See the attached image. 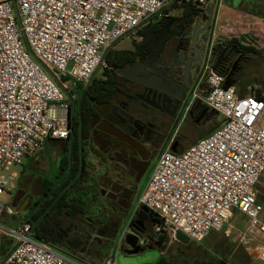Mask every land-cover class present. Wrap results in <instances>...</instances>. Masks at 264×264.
<instances>
[{"label":"built area","instance_id":"built-area-1","mask_svg":"<svg viewBox=\"0 0 264 264\" xmlns=\"http://www.w3.org/2000/svg\"><path fill=\"white\" fill-rule=\"evenodd\" d=\"M184 1L211 6L206 0H0V197L14 185L16 173L7 174L10 166L21 164L48 139L68 137L71 82L88 85L105 67L110 49L125 39L137 42L148 24ZM211 1L216 22L222 0ZM203 81V91L191 101L220 114L222 121L181 152L166 145L118 244L141 205L159 220L150 234L174 238L179 230L193 243L223 230L238 213L246 219L238 240L257 244L264 264V202L256 189L264 172V91L250 87L241 94L234 80L212 69L209 61ZM227 81L231 84L225 87ZM2 211L15 212L0 200ZM2 238L12 243L4 264H88L37 239L26 220L14 227L0 222V243ZM115 257L106 256L102 264H115Z\"/></svg>","mask_w":264,"mask_h":264},{"label":"flooded vegetation","instance_id":"flooded-vegetation-1","mask_svg":"<svg viewBox=\"0 0 264 264\" xmlns=\"http://www.w3.org/2000/svg\"><path fill=\"white\" fill-rule=\"evenodd\" d=\"M204 9L206 11V8ZM214 17L179 9L177 12L172 11L171 14L157 18L153 20L150 29L141 33L138 45L130 49L128 55L119 56L117 63L110 68L114 85L117 87L110 114H118L117 124L100 128L102 131L93 132L90 139L103 157V160L98 157V161L94 162L95 170L105 168V172L110 170L115 175V178L109 181L100 176L96 179L100 185L98 190L100 199L104 197L107 202L115 199L116 189L133 188L143 174L144 182L156 157L168 143L173 151L179 152L185 148L184 141L189 132L199 131L211 119L213 111L198 101H191L194 94H199L204 89V65L203 57H200L197 59V65L192 66L184 52L188 41L189 22H197L200 26L207 24L206 38L210 39L212 34L211 45H218L212 59L217 71L224 72L232 78L247 68L251 56L247 49L254 46L256 40L252 28L220 34L218 26L221 25L216 24ZM213 22L214 28L211 31L209 28ZM233 45L238 52L232 49ZM223 48L224 51L221 50ZM217 57L219 61H215ZM73 87L69 106L74 108L73 120H76L78 112L75 109L79 108L85 95L84 91L88 87L80 84ZM122 112L128 113L131 118H126ZM190 124L193 128L189 127ZM183 127L186 128L185 134L181 131ZM113 130L122 134L113 136L111 133ZM112 138L117 140L116 144H113L117 149L112 148ZM102 162L105 163L99 167ZM85 163L84 175L88 169L86 157ZM123 176L129 180H125ZM101 179L106 189L111 187L114 191L102 193L101 190L104 188H101L103 186ZM81 181L83 182V179ZM88 188L93 190L91 187ZM123 196H126L125 190ZM135 198L136 196L134 200ZM69 218L66 217V225L73 222ZM155 220L157 217L154 215L147 218L146 222H151L149 230ZM76 241L81 245L87 243L85 239ZM156 241L150 239L147 244L159 246Z\"/></svg>","mask_w":264,"mask_h":264},{"label":"rangeland","instance_id":"rangeland-1","mask_svg":"<svg viewBox=\"0 0 264 264\" xmlns=\"http://www.w3.org/2000/svg\"><path fill=\"white\" fill-rule=\"evenodd\" d=\"M257 0H251V2L255 3ZM225 3L226 0H223ZM240 2V0H234V5L236 6ZM250 2V3H251ZM242 7V5H241ZM254 8L261 9L264 6H252L250 10ZM179 7H176L173 12H177ZM137 45L136 41L131 39H125L123 42L119 43L115 46L114 49H125L130 50ZM103 66L95 73L96 78L102 76ZM59 76L63 77L62 75L58 74ZM234 80V85L239 92L245 91L246 88L256 87L258 91H264V57L262 54H251L247 68L243 69L241 72L237 73L235 76L231 78ZM256 82V83H253ZM74 85H79L76 82H71L70 86L72 87V92L74 89ZM82 86V85H80ZM136 106L138 104L134 102ZM135 109V106H134ZM223 117L220 114H213L211 115V119L208 121L207 124L203 125L199 131L189 132L188 136L184 141V146H189L190 144L198 141L201 139L206 131L216 127L220 124ZM189 127L193 126L190 124ZM185 127L181 130L183 134H185ZM183 139V138H182ZM184 140V139H183ZM66 141L65 140H53L49 141L42 147L39 151L26 155L23 158L21 164H14L10 166L7 174L11 172H15L16 177L13 179L14 187L13 189H8L7 193L1 195L0 200L2 201L3 206H12L14 205L13 209L16 215H13L12 218L8 221L10 224H15L20 222L22 216H28V214L35 210V208H39V206L35 205V202L39 200L42 195V181L47 179L52 182L57 181L59 179L57 176L58 173V164L60 158L66 154L65 151ZM95 154L97 156H95ZM97 151V148L94 146L91 141L86 142L85 146V156L87 161V172L84 175L83 182L81 185L86 187V190H89L91 187L94 190H100V185L96 182L98 176L104 178L106 181L113 180L115 175L110 171L107 170L105 172V168H100L95 170L94 162L98 161V157L103 160V157ZM102 162L99 164V167L104 164ZM152 163V162H151ZM150 163V164H151ZM112 165V164H109ZM114 165V164H113ZM150 168V167H149ZM149 170V169H148ZM104 174H100L103 173ZM106 173L111 174V179H107ZM125 180H129L127 177L123 176ZM144 174L140 177L139 182H135L133 187L134 192L137 193L141 183L143 181ZM90 182L91 184H89ZM102 187L104 190H101L102 193H110L114 191L111 187L104 186V181L101 179ZM118 187V186H117ZM256 189L258 191V195L264 202V172L261 174L258 183L256 185ZM134 193V195H135ZM89 201L92 202V196L89 195ZM103 203L107 204V208H105L106 213L109 211L110 213V203L108 204L105 201L104 197H102ZM12 204V205H11ZM89 204V203H88ZM102 206V207H101ZM100 212H104V206L99 205ZM97 209L93 207L92 210ZM232 217L228 219L225 227L221 231H211L202 241L193 243L190 240L187 243H181L176 241L170 234H166L167 238L161 247L156 245H151L152 248H146L137 253H129L127 250L129 246L124 243L123 239L118 244L119 237L121 233L125 230L127 226L126 216L124 218L123 223H121L117 229L116 236L111 238L101 239L97 236L95 239V243L93 244V248L97 255L94 253H86L85 255L81 254L83 257L82 262L88 264H102L103 260L107 256L111 254L113 248L115 247L116 257H115V264H145V263H154L157 261L161 253L167 254L169 258L175 264H187L190 263L194 258L197 259H206V258H217L222 257L228 261L229 264H260L258 259V245L257 244H249L245 245L238 240V235L241 231L244 230L246 219L239 215L238 213H232ZM18 216V217H17ZM113 217V216H112ZM5 219V217H4ZM70 219V218H69ZM106 219V218H105ZM6 220V219H5ZM47 228H49V223ZM227 229V231H225ZM103 238V236H102ZM3 240L2 246L0 249V261L6 253L8 248L7 244H9V240ZM54 251L62 254V255H69V252L64 250L60 245L56 242L49 241L47 242ZM118 245V248H117ZM147 245V243H146ZM150 245V244H148ZM101 252V254H98Z\"/></svg>","mask_w":264,"mask_h":264},{"label":"trees","instance_id":"trees-1","mask_svg":"<svg viewBox=\"0 0 264 264\" xmlns=\"http://www.w3.org/2000/svg\"><path fill=\"white\" fill-rule=\"evenodd\" d=\"M180 10L192 11L197 14H205L204 4L195 1H184L179 5ZM152 23L148 24L142 33L150 29ZM138 45V44H137ZM135 45L134 48L137 46ZM115 48V47H114ZM110 49L105 55V67L103 68L102 76L99 78L93 77L90 83L87 85V89L84 91L80 106L75 109L78 112V117L76 120H70V133L66 139V147L64 154L58 164L57 176L59 180L52 182L44 179L42 181V195L35 205L39 208L32 210L25 220L31 222L32 230H35V237L39 240H44L46 242L52 241L56 242L65 250L72 252H86L93 244H98L93 242L85 244H78L77 241H70L68 238H60L61 228L60 222L63 214H67L70 218H73L75 222L85 223L90 227V232H95L99 237L103 236L104 240L106 238H111L116 236L118 231L117 227L123 223L125 215H127L134 197L137 193L134 189H122L119 187L115 190L116 198L108 201L110 203V213L105 208L107 204L104 202L100 205L104 206V212H100L99 205H96L95 210L101 218H94L90 213L89 209V195L92 196L94 202H98L99 191L96 190H86L83 185H81V180L84 178V168L85 163V146L86 142L90 141L93 132H99L104 129L105 126H111L117 124L118 114L111 115L110 110L113 107V99L116 95L117 87L114 85V80L110 71V68L117 63L119 56H126L130 53V50L125 49ZM251 54H263V49H257L251 46L247 49ZM241 93V92H240ZM245 92L242 91L241 94ZM128 110V109H126ZM111 124V125H110ZM218 126V125H217ZM213 129V128H212ZM206 131L205 135L209 133ZM112 135L120 136L121 132H116L113 130ZM120 133V134H119ZM58 140V139H55ZM62 140V139H61ZM116 138L111 139V144L113 149H117ZM47 143V142H46ZM45 143V144H46ZM45 146V145H44ZM82 165V169H80ZM149 172V171H148ZM148 174V173H147ZM125 190L126 196H123ZM139 191V190H138ZM135 193V195H134ZM260 197V196H259ZM122 198V199H121ZM262 200V199H261ZM263 201V200H262ZM102 207V206H101ZM113 216V217H112ZM106 218V219H105ZM89 222V223H88ZM49 223V228H47ZM135 220H132L130 225H134ZM42 231V232H41ZM151 228L149 230V233ZM167 238L166 233L162 235L156 243L161 247ZM73 240V239H72ZM81 245V246H80ZM2 246V241L0 243V249ZM12 246L8 249L7 253L10 251ZM6 253V254H7ZM4 264V263H3ZM145 264H175L167 254L161 253L159 258L154 263ZM187 264H229L228 261L222 257L217 258H206L197 259L194 258L190 263Z\"/></svg>","mask_w":264,"mask_h":264},{"label":"water","instance_id":"water-1","mask_svg":"<svg viewBox=\"0 0 264 264\" xmlns=\"http://www.w3.org/2000/svg\"><path fill=\"white\" fill-rule=\"evenodd\" d=\"M205 14L208 17H212V16L214 17L215 11L211 7H208L205 11ZM214 19H215V17H214ZM206 22H207V20H206ZM213 28H214V22L211 24V28H209V30L212 31ZM207 31H208L207 24L200 26V24L197 22L196 23L189 22L188 23V35H187L188 41H187V45L184 48V52L187 56L188 61L191 63L192 66H196L197 65V59L200 57L201 58L203 57V63L202 64L205 65L206 62L209 61L211 63V68L215 69V65H213L212 59L215 56L218 45L217 44L211 45L213 37L211 34L210 39H207L205 36ZM205 39H207V42H205ZM204 45H205V48H204ZM232 49H234L235 52H238V49L236 48L235 45L232 46ZM221 50L224 51L225 48H223ZM215 61H219V57H217ZM51 75L56 80V82L59 85H61L59 79L53 73H51ZM230 84H231V82L227 81L225 83V87L229 86ZM137 96L141 97V95H137ZM73 111H74V108L71 107L69 110L70 120L73 117ZM212 113L216 114L215 111H213ZM122 114L126 118H129V119L131 118V116L126 112H122ZM182 150H180L179 152H181ZM81 168H82V165H81L80 169ZM150 170H149V172H150ZM149 172H148V174H149ZM146 178H147V176H146ZM145 180H144V182L141 183L139 191L136 195L135 200L133 201V203L130 207V210L127 213L125 221H127L129 213L131 212V210L133 208V204H135V202L137 201V197H138L140 191L142 190V188L144 186ZM150 215H154L155 217H157L156 214H154L150 209L141 205L139 210L137 211L135 219H134L135 220V226H133V225L129 226V231L124 235V238H123L124 243L129 246V249L127 250L129 253H137V252H140L146 248H152V246L148 245V244L142 245L140 243V241L142 239L145 240V243H147V241H149L150 239L158 240L162 237V235H163L162 232H154L152 234L149 233V225L151 222H146V220ZM66 217H67V214H63L61 217V222H60L61 235H60V238H62V237L68 238V239H70V241H74V240L76 241V239L77 240L78 239H86V240L91 239L92 235L85 234L84 233L85 229L83 227H81V223L75 222L73 220V218H71L73 222L68 223L66 225ZM156 223H159L158 219L154 221V224H156ZM174 239L176 241L181 242V243H187L189 241L188 237L185 236L179 230L175 231ZM114 252H115V247L113 248V251H111V257L112 258L115 257Z\"/></svg>","mask_w":264,"mask_h":264},{"label":"crops","instance_id":"crops-1","mask_svg":"<svg viewBox=\"0 0 264 264\" xmlns=\"http://www.w3.org/2000/svg\"><path fill=\"white\" fill-rule=\"evenodd\" d=\"M206 1L209 5H211L213 7V1H211V0H206ZM250 2H251V0H240V2H238V4L235 6L234 0H226L225 3L222 0L220 7H218V15H217L218 18H217L216 24L219 23L221 25V26H218L220 34H224V33L226 34V33H230V32H241V31L247 30L248 27L252 28L251 31L256 36L255 43L253 44L254 47H256L257 49H263L264 48V10H263V8H262V10L257 9V8L250 10V7H252V6H254V7L255 6H264V2L262 0H257L255 3H253V2L250 3ZM241 5H242V7H241ZM262 55L264 57V53ZM253 83H256V82H253ZM53 140H55V139H48L47 143L49 141H53ZM104 173L105 172L100 173V174L102 175ZM104 176H106V178L108 180L112 178L110 173H108V174L106 173V175H104ZM13 187H14V185H13ZM13 187H12V189H13ZM100 203H102V201L100 202L99 199H98V202H92L91 200L89 201L90 213L94 216L95 219L101 218V216H99L98 213L95 211L96 209L95 210H92V209H93V207H97L96 205H100ZM11 207H14V205H12ZM13 215H16L15 212L12 214H7L5 211H2L0 213V222L6 226L14 227V226L18 225L19 223L25 221L26 217L24 215L20 219V222L15 223V224H12V223L10 224L8 221L12 218ZM4 217L6 220L4 219ZM86 221H88V220H86ZM86 221H85V223H86ZM85 223H82V225H81V227H83L85 229L84 233L92 235L91 239H89V240L85 239L86 242H88V243L95 242V239H97L98 235L95 234V232H90V227L88 225H86L87 223L86 224ZM34 231L35 230H33V234L35 235ZM225 231H227V229H225ZM100 238L104 239L101 236H100ZM3 240H5V238L1 239L2 242H3ZM6 240H9V239H6ZM96 243H98V242H96ZM99 245H100V243H99ZM7 246H8V248L6 250V253H7L8 249L10 248V246H12L11 240H9V244H7ZM92 246H91V248H89V251H86V252H81V251L72 252L69 250H66V251L69 252V255L72 257V259H74L75 261H78V262H82L81 260H83V257L81 256V254L85 255L86 253H88V254L94 253L95 255H97V253L95 252V250ZM6 253L3 256V258L1 259L0 264H3ZM98 254H101V252H99ZM106 256H107V254H106Z\"/></svg>","mask_w":264,"mask_h":264}]
</instances>
